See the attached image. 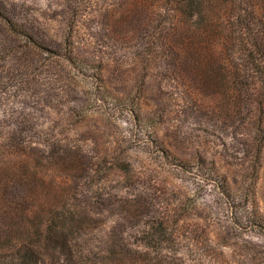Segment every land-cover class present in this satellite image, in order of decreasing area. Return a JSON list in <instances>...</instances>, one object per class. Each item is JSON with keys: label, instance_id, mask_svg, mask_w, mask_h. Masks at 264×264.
Listing matches in <instances>:
<instances>
[{"label": "rangeland", "instance_id": "1", "mask_svg": "<svg viewBox=\"0 0 264 264\" xmlns=\"http://www.w3.org/2000/svg\"><path fill=\"white\" fill-rule=\"evenodd\" d=\"M188 26L157 0H0V175L78 211L73 264L154 256L138 230L164 213L169 264H264L250 96L228 109L216 63L212 87L189 72Z\"/></svg>", "mask_w": 264, "mask_h": 264}, {"label": "trees", "instance_id": "2", "mask_svg": "<svg viewBox=\"0 0 264 264\" xmlns=\"http://www.w3.org/2000/svg\"><path fill=\"white\" fill-rule=\"evenodd\" d=\"M157 1L173 5L189 22L186 44L191 55L183 61L194 68L190 73L212 87L217 74L206 66L216 63L222 87L219 94L227 96L228 109L237 107L240 95L249 93L256 117L252 143L256 167L264 142V0ZM222 47L230 50L229 56L221 55ZM238 83L242 88H237ZM44 193L33 188L26 176L18 175L16 165L0 175V264L74 263L72 243L77 227L73 220L78 211L65 209L55 218L51 209L41 206ZM223 193L229 196L228 190ZM168 220L166 213L154 215L138 230L142 247L151 248L154 256L135 248L110 264H140L148 259L169 264L161 258V245L168 244L173 235Z\"/></svg>", "mask_w": 264, "mask_h": 264}]
</instances>
